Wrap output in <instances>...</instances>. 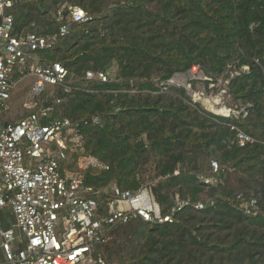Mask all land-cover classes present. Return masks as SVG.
<instances>
[{"label":"trees","instance_id":"1","mask_svg":"<svg viewBox=\"0 0 264 264\" xmlns=\"http://www.w3.org/2000/svg\"><path fill=\"white\" fill-rule=\"evenodd\" d=\"M65 6L91 18L39 53L72 81L70 93L58 88L46 102L83 137V152L65 166L103 206L114 186L137 192L151 183L164 216L178 199L190 202L173 223L116 226L98 256L107 264H264V0H23L12 10L16 34L57 36ZM195 65L208 92L222 80L216 92L226 88L247 117L218 116L168 84ZM88 72L113 80L89 81ZM234 126L256 142L240 146ZM81 155L104 168L80 171Z\"/></svg>","mask_w":264,"mask_h":264},{"label":"built area","instance_id":"2","mask_svg":"<svg viewBox=\"0 0 264 264\" xmlns=\"http://www.w3.org/2000/svg\"><path fill=\"white\" fill-rule=\"evenodd\" d=\"M21 1L0 0V211L10 209L15 217L12 228L0 229L5 264H107L97 249L106 243L113 228L138 221L173 223L175 214L190 202L178 199L171 214L164 216L151 185L137 192L114 186L103 206L100 192L87 185L82 173L67 169L71 152H83V137L69 119H53V108L46 102L58 88L70 93L72 81L62 64L41 63L39 53L69 35L72 24L88 23L91 18L79 7L65 6L57 14L61 24L57 36L16 34L12 10ZM86 78L100 83L113 80L106 73L93 72ZM30 79L34 82L24 102L27 116L13 122L14 95ZM207 80L195 65L168 84L185 87L194 102L205 97L208 110L218 116L247 117L245 108L221 107L216 112L220 103L193 88ZM217 86L210 85V91ZM223 91L227 95L226 88ZM232 130L237 131L240 146L256 142L237 127ZM77 165L80 171L104 168L98 159L85 155ZM212 168L213 174L219 172L216 162ZM199 178L209 186L218 183L213 176ZM205 208L204 204L195 205L196 210Z\"/></svg>","mask_w":264,"mask_h":264},{"label":"rangeland","instance_id":"3","mask_svg":"<svg viewBox=\"0 0 264 264\" xmlns=\"http://www.w3.org/2000/svg\"><path fill=\"white\" fill-rule=\"evenodd\" d=\"M33 82H34L33 79L28 80L24 84V87L21 88L19 91H17L15 93V95H14V103H13L14 108H15V112H14V115L11 117V120L13 122H17L21 118L27 116V112L24 109V102H25L26 95L28 94V91H29L30 87L33 85ZM181 82H183V81H181ZM204 86L205 85L200 84L198 86L197 85L193 86V88L195 90L204 91L205 95H208V96L212 95L214 97L213 102L216 103V104L220 103L219 107H217L215 109L216 112H219L221 107H228V108L233 107V101L230 98L227 97V95L225 94L223 89L222 90L220 89L219 92H216V90L208 92L206 86L205 87ZM220 87L224 88V85L222 83H219L218 84V88H220ZM198 101L200 103H202L206 109H211L209 104H208V102H206V98L205 97H202ZM150 185L152 186L153 184L151 183Z\"/></svg>","mask_w":264,"mask_h":264},{"label":"crops","instance_id":"4","mask_svg":"<svg viewBox=\"0 0 264 264\" xmlns=\"http://www.w3.org/2000/svg\"><path fill=\"white\" fill-rule=\"evenodd\" d=\"M15 217L10 209H3L0 211V229L8 230L14 226ZM2 237L0 234V264H5V253L1 247Z\"/></svg>","mask_w":264,"mask_h":264}]
</instances>
